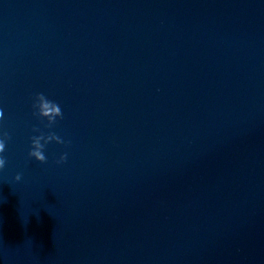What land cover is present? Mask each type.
<instances>
[{"label": "water", "instance_id": "water-1", "mask_svg": "<svg viewBox=\"0 0 264 264\" xmlns=\"http://www.w3.org/2000/svg\"><path fill=\"white\" fill-rule=\"evenodd\" d=\"M0 109V264H264V0H0Z\"/></svg>", "mask_w": 264, "mask_h": 264}, {"label": "clouds", "instance_id": "clouds-1", "mask_svg": "<svg viewBox=\"0 0 264 264\" xmlns=\"http://www.w3.org/2000/svg\"><path fill=\"white\" fill-rule=\"evenodd\" d=\"M34 109L33 115L41 120H46L47 124L45 127L52 128L58 118H63V112L58 103L49 100L43 93H36L34 102L32 104ZM4 112L0 109V120H3ZM33 132L39 133L38 135H33L30 137V148L28 151V157L34 159L41 164L47 162V157L45 155V148L51 142H56L57 144H64L65 141L54 132H49L47 134L40 131L39 128H33ZM11 139L10 134L7 131L0 130V170L5 168L6 158L3 153L6 149L7 142ZM67 159V153L60 156L56 163L60 164L65 162ZM14 179L16 181L21 180V174H17Z\"/></svg>", "mask_w": 264, "mask_h": 264}]
</instances>
